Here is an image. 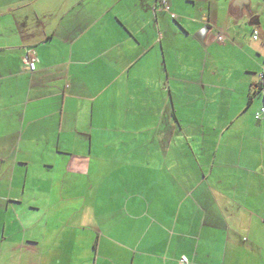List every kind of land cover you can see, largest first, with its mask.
<instances>
[{
    "label": "crops",
    "instance_id": "crops-1",
    "mask_svg": "<svg viewBox=\"0 0 264 264\" xmlns=\"http://www.w3.org/2000/svg\"><path fill=\"white\" fill-rule=\"evenodd\" d=\"M166 1L0 0V264H264V0Z\"/></svg>",
    "mask_w": 264,
    "mask_h": 264
},
{
    "label": "built area",
    "instance_id": "built-area-1",
    "mask_svg": "<svg viewBox=\"0 0 264 264\" xmlns=\"http://www.w3.org/2000/svg\"><path fill=\"white\" fill-rule=\"evenodd\" d=\"M158 4L162 9L168 11L172 18L176 17V15L169 10V6L166 0H158ZM252 36L253 38L257 37V30H253ZM223 38H224V35L222 33L217 34V39L219 41L222 40ZM21 61L26 65L29 71H32L35 69L36 56L34 53V49L32 47H28L24 50L21 56ZM263 112H264V107H261L260 110L256 112V117L258 118L260 114ZM177 264H191V261L185 254H181L177 258Z\"/></svg>",
    "mask_w": 264,
    "mask_h": 264
},
{
    "label": "rangeland",
    "instance_id": "rangeland-1",
    "mask_svg": "<svg viewBox=\"0 0 264 264\" xmlns=\"http://www.w3.org/2000/svg\"><path fill=\"white\" fill-rule=\"evenodd\" d=\"M263 16H264V14H263ZM257 34H258V30H257ZM193 67H197V65L194 63ZM261 107H264V100H262L261 96H258L256 98V100L252 101L249 105H246V107L243 109L242 115H249L250 110L254 111V114H255L256 112H258L260 110ZM193 111H195V110L193 109ZM258 118L262 119V121L259 124H257L256 123L257 117L255 116V120L253 121V126L258 127V128H261V127L263 128V126H264V113H261Z\"/></svg>",
    "mask_w": 264,
    "mask_h": 264
},
{
    "label": "trees",
    "instance_id": "trees-1",
    "mask_svg": "<svg viewBox=\"0 0 264 264\" xmlns=\"http://www.w3.org/2000/svg\"><path fill=\"white\" fill-rule=\"evenodd\" d=\"M262 90H263V96H264V66L262 69Z\"/></svg>",
    "mask_w": 264,
    "mask_h": 264
}]
</instances>
